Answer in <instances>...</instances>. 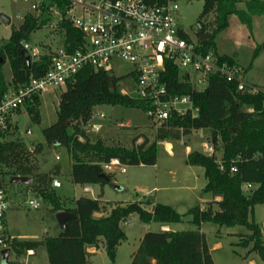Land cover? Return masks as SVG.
<instances>
[{
	"label": "trees",
	"instance_id": "obj_1",
	"mask_svg": "<svg viewBox=\"0 0 264 264\" xmlns=\"http://www.w3.org/2000/svg\"><path fill=\"white\" fill-rule=\"evenodd\" d=\"M58 5V0H50ZM202 12L196 22L194 38L180 34L188 42L195 43V51L203 55L213 53L220 63L237 67L232 57L219 55L216 39L228 27L231 16H236L247 31H251L252 18L264 17V1L245 2V11H239L240 0H202ZM151 5L161 4L162 0H148ZM211 16L212 24L205 20ZM42 23L26 15L18 29L13 30L6 43L0 45V101L9 89H18L31 79L41 78L50 66L53 55L41 56L30 60L26 65L21 56L22 43L28 42L31 33L39 30ZM209 26V27H208ZM65 30L64 50L72 53L80 47L81 35L70 24H62ZM264 43L255 50L254 57ZM8 61L11 80L5 83L2 67ZM124 80L110 73L85 68L73 79L68 80L59 95L56 107V121L42 130L41 134L48 146L64 147L72 158L70 181L74 185H109L111 176L105 174L103 164L117 160L122 166H155L156 143L174 142L188 138L193 132L207 135V142L214 152L221 151L217 161L214 155L191 151L185 164L203 169L205 186L203 193L209 194L212 201L203 208L196 206L187 211L188 220H183L166 205L134 202L121 205L101 202L97 199L79 198L74 208H61L59 202L43 191L39 196L50 202L55 212L66 211L76 220H67L65 229L54 238L42 242L7 241L11 251L20 257L26 251H35L44 245L48 264H89L88 248H97L99 243L107 259L113 262L117 247L126 241L120 225L131 215L145 225L169 226L186 223L193 230L186 231H148L141 237L138 247L130 256V264H214L204 233L200 227L213 224L219 228H244L248 234L238 235L237 246L248 248L246 256L255 253L264 264V242L260 227L252 220L256 206L264 207V92L251 94L248 90L237 91L236 83H227L218 76L208 78L203 90H193L186 77L179 78L178 71L166 64L163 83L170 95H187L195 115L185 113L172 115L160 128L154 131V140L149 143L145 138L140 145L125 148L118 145L104 146L99 140L90 143L81 127L91 120L92 110L97 106H121L143 111V104L133 97L122 96L120 83ZM24 110L32 123L40 121L38 95H33L24 105ZM16 110L14 114H19ZM0 135L1 176L31 177L36 173L35 160L19 143L5 141ZM79 138L83 141H79ZM133 139V144L137 141ZM76 154L91 155L97 162L87 163ZM104 174L106 179H102ZM33 185V181L31 183ZM249 186V188H248ZM220 199L214 201V199ZM215 207L213 209L212 207ZM150 207L149 210L146 208ZM109 210V211H107ZM106 213V214H105ZM94 214H105L94 218ZM1 264H19L8 262Z\"/></svg>",
	"mask_w": 264,
	"mask_h": 264
},
{
	"label": "rangeland",
	"instance_id": "obj_2",
	"mask_svg": "<svg viewBox=\"0 0 264 264\" xmlns=\"http://www.w3.org/2000/svg\"><path fill=\"white\" fill-rule=\"evenodd\" d=\"M33 1V0H31ZM239 11H245V2L240 0ZM264 1V0H260ZM178 12L176 20L179 28L191 39L194 38L196 22L202 12V0H176ZM29 13V4L13 3L9 0H0V15L10 20V26L4 27L0 21V45L7 42L13 30L18 29L22 20L16 18V14L23 16ZM205 22L212 24L209 16ZM251 31L241 25L236 16H231L228 27L216 39V48L221 54L235 59L237 69L240 72V79L243 83L253 85L262 91L264 90V48L259 50L254 57L255 50L264 43V18L255 22ZM209 27V26H208ZM61 38L58 32H50L46 27L31 33L27 43L30 47L36 48L39 55H54L61 45ZM113 75L122 78V86L129 87L132 82L127 78L131 67L121 62L112 63ZM2 74L5 83H10L11 71L8 61L2 67ZM204 88V87H202ZM63 88L52 89L41 92L39 95L40 121L32 123L26 114L24 107L11 118V126L5 141H14L26 149L31 159L35 160L36 173L29 177L33 185L9 184L10 176H1L2 184L6 190L9 203L8 210L4 217V227L0 232V250L9 248L6 245L8 240L28 241L35 240L42 242L45 238H54L61 231L57 225L55 209L49 201L39 196L43 191L50 194L61 205V208H74L75 201L79 198L97 199L99 196L105 202H113L126 205L134 202L154 200L156 204L166 205L172 208L179 215H186L187 211L196 206L203 208L205 204L212 201L209 194L202 192L205 186L203 169L190 167L185 164L184 153L199 151L207 154L206 147L212 152L207 142V135L193 132L190 137L182 138L179 141L168 142L171 149L168 151L164 143H156V165L142 167H125V172L120 169H112L105 172L111 176L109 185H88L92 191L85 193L84 186L74 185L70 181V168L72 158L66 148L48 146L43 137L42 130L48 128L56 121V107L59 95ZM101 116V117H100ZM128 123L127 128L118 127L119 124ZM91 125L100 126L94 133ZM90 143L99 140L108 147L121 146L131 148L134 138H140L141 142L146 138L149 143L154 140V129L151 122L146 118L140 109H131L121 106H97L92 110L91 120L86 126L81 127ZM83 141V139H82ZM137 144V145H140ZM77 157L87 163L97 162L91 155L76 154ZM218 161L221 151L214 152ZM57 158V160H56ZM1 171H10L4 166ZM53 179L61 183V188L52 187ZM39 208L33 210L28 206V201L36 200ZM153 202V201H152ZM150 207L146 209L149 210ZM215 209V207H212ZM183 220H188L187 216ZM252 220L257 224L262 233L264 242V207L256 206L253 211ZM142 224L136 215H131L127 221L120 225L121 230L128 236V244L124 243L117 251L116 264H127L128 254L131 248L137 244ZM153 226L152 230H157ZM194 228L186 223L175 225L176 231L193 230ZM209 246L213 247L216 242L220 248L213 250L212 260L214 264H263L255 253L246 256L248 248L237 246L238 235H247L248 232L241 227L219 228L213 224L202 225ZM220 237L217 240V237ZM97 256L92 264H110L103 256ZM8 262L19 264H48L44 245L35 250V256L25 257V254L17 257L11 250ZM0 258V264H1Z\"/></svg>",
	"mask_w": 264,
	"mask_h": 264
},
{
	"label": "built area",
	"instance_id": "obj_3",
	"mask_svg": "<svg viewBox=\"0 0 264 264\" xmlns=\"http://www.w3.org/2000/svg\"><path fill=\"white\" fill-rule=\"evenodd\" d=\"M9 1L29 4V13L23 16L16 14V18L23 20L24 16L29 15L37 19L50 32H58L62 42L41 78L31 79L24 87L9 89L0 101V135L9 131L15 111L33 95L64 88L68 80L85 68L113 75L114 62L131 67L127 78L132 84L125 87L121 82L119 92L122 96L142 102L143 112L154 130L164 125L172 115L190 113L193 116L197 112L189 96L168 94L163 83L166 64L178 71L179 78L186 77L196 91L207 86L209 77L218 76L227 83H236L237 91L258 92V89L241 81L240 72L235 66L220 63L213 53L203 55L196 52L195 43L180 36L185 33L176 20V0H162L159 5H151L148 0H58L56 6L50 0ZM64 23L70 24L81 35L80 47L72 53L64 50ZM22 50L32 61L40 58L39 51L27 43H22ZM99 127L91 125L94 133ZM79 141L82 139L79 138ZM206 150V155L213 154L208 147ZM101 167L104 172L117 168L120 173L125 172V166L117 160H110ZM52 187L58 189L60 184L52 181ZM40 201L30 200L28 206L37 210ZM8 207L6 190L0 177V232ZM161 231L167 232L165 228H161ZM3 249H9L10 254V247ZM24 254L26 257L34 256L33 251Z\"/></svg>",
	"mask_w": 264,
	"mask_h": 264
},
{
	"label": "crops",
	"instance_id": "obj_4",
	"mask_svg": "<svg viewBox=\"0 0 264 264\" xmlns=\"http://www.w3.org/2000/svg\"><path fill=\"white\" fill-rule=\"evenodd\" d=\"M258 1H260V0H258ZM263 16H256V17H253L252 18V27H251V30H253V28L255 27V22L257 21V19H259V18H262ZM264 18V17H263ZM216 50H217V48H216ZM217 52H218V54L219 55H225V54H221L218 50H217ZM227 56V55H226ZM228 57H230V56H228ZM235 60V59H234ZM236 62V61H235ZM264 91V90H263ZM118 127H120V128H127L128 127V123H126V124H119L118 125ZM140 142H141V139L139 138V139H137V141L135 142V144L137 145V144H140ZM164 143V145H165V148L168 150V151H170V149H171V144L170 143H167V142H163ZM104 146H106V145H104ZM189 154V153H188ZM187 153H184V156L186 157L187 155H188ZM156 165V164H155ZM139 167H142V166H139ZM53 181H56V182H58L59 184H60V187L59 188H61V183L57 180V179H53ZM58 188V189H59ZM83 191L85 192V193H87V192H90V191H92L91 189H90V187L87 185V186H84V188H83ZM99 200L101 201V202H103V203H105V201L102 199V198H99ZM152 200V199H151ZM220 199H218V198H216V199H214V201H219ZM153 201V204H156V202L154 201V200H152ZM107 211H109V210H107ZM59 212H62V211H59ZM58 213V212H57ZM106 214V213H105ZM105 214H94L93 215V217L94 218H100L101 216H103V215H105ZM178 225V224H177ZM153 226H157L158 227V229L157 230H152V227ZM161 228H165L166 229V231H176V230H174L175 229V225H169V226H159V225H156V224H148V225H145V226H143L142 227V231L140 232L141 234H140V236L137 238V244L135 245V246H133L131 249V251L129 252V254H128V262H127V264H130V256H131V254L136 250V248L138 247V244H139V241H140V239H141V237L143 236V234L145 233V232H148V231H161ZM263 230H264V222H263ZM200 231L202 232V233H204L203 231H202V226L200 227ZM60 232V231H59ZM59 232L56 234V236L59 234ZM125 234V233H124ZM126 235V234H125ZM205 235V234H204ZM220 239V237L218 236L217 237V240H219ZM128 240H129V238H128V236L126 235V241L125 242H123V243H121L118 247H117V250H116V254H115V259H114V261L113 262H110V264H116V260H117V251H118V249L122 246V244H124V243H127L128 242ZM35 241V240H34ZM128 244V243H127ZM208 244V243H207ZM208 247H209V251H210V253H211V257H212V252H213V250H217V249H219L220 248V244H218V242H216V244H214V246L213 247H211V246H209L208 245ZM34 252V256H35V251H33ZM87 253L90 255L89 256V259H88V262H89V264H92V263H94V260H95V258L97 257V256H101L102 258H104L103 256H105L106 257V254H105V252H104V249H103V244L102 243H99L98 244V247L97 248H88L87 249ZM26 257V256H25ZM31 257H33V256H31ZM107 258V257H106ZM214 263V262H213ZM251 264H253V263H251Z\"/></svg>",
	"mask_w": 264,
	"mask_h": 264
},
{
	"label": "water",
	"instance_id": "obj_5",
	"mask_svg": "<svg viewBox=\"0 0 264 264\" xmlns=\"http://www.w3.org/2000/svg\"><path fill=\"white\" fill-rule=\"evenodd\" d=\"M0 21L4 27L10 26L9 18H7L4 15H0ZM20 54L22 57L25 58L26 65L29 66L30 60L27 55V52L25 50H22ZM100 177L102 179H106L104 174H100ZM31 183H32V180L29 177H10L9 178V184H20V185L28 186V185H31ZM55 219H56L58 227L62 231L65 229V222L67 220H76V217L69 212L62 211V212L56 213ZM8 256H9V249H3L0 251V258H1L2 263H5L7 261Z\"/></svg>",
	"mask_w": 264,
	"mask_h": 264
}]
</instances>
